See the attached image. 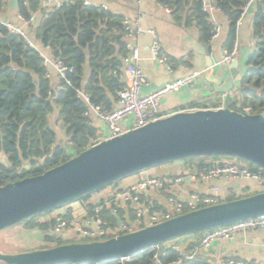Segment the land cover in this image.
<instances>
[{
  "label": "trees",
  "instance_id": "obj_1",
  "mask_svg": "<svg viewBox=\"0 0 264 264\" xmlns=\"http://www.w3.org/2000/svg\"><path fill=\"white\" fill-rule=\"evenodd\" d=\"M44 1L17 0L18 15L27 20L32 14L39 12L36 39L49 48L52 60L59 61L66 67L65 76L69 84L59 79L60 84L53 87L40 52L28 43V38L0 22V157L2 155L5 159L4 162L0 159V185L41 174L67 161L87 148L92 139L99 137L90 118L84 115L87 104L77 95L76 89L87 94L89 102L93 105L111 110L116 100V91L122 87L120 83L115 86L109 74L118 68L120 56L125 53L124 43L121 41L123 17L105 8L86 5L84 0H62L58 7L44 6ZM157 1L171 10L177 22L185 18L183 22L186 25L194 24L202 40H210L213 23L210 15L202 9L203 0ZM211 1L227 18L226 37L222 47L231 49L236 40V20L249 0ZM1 5L2 0L0 7ZM184 9L187 12L186 17H183ZM252 37L255 41L254 48L247 56L246 69L237 79L232 92L228 94L225 105L230 110L264 115V0L255 1ZM115 45H118V56L109 58L114 54ZM169 60L173 61V64L187 63L182 58ZM44 100L47 101L45 107ZM221 105L222 101L218 97L190 102L187 107L217 108ZM53 106L58 110V120L61 121L68 137L65 141H57L56 132L50 125L49 115ZM43 156L44 160L38 162L37 159ZM209 158L232 157L210 155L184 161L190 164L197 162L196 165L200 169H207L211 164H204V160ZM250 165L252 169L257 168L253 164ZM258 192L260 191L227 196L223 201ZM91 195L78 200L86 201ZM98 202L103 203V199ZM95 204L96 202H87L85 209L90 212ZM130 212L132 215L131 210ZM104 214L108 220L116 221L109 209H104ZM41 216L43 214L21 223L27 229H39L43 232V240L52 244H45L41 248L71 242L69 239L52 235L54 219L51 217L39 221ZM121 233L124 232L119 234ZM191 234L196 239L191 243L194 244L200 240L202 232ZM180 257V251L167 248L163 253L159 252L155 259L154 252L148 248L131 255L130 259L123 263L119 259H111L81 264H174L172 262ZM177 264L211 263L195 256L192 259L182 257L181 263Z\"/></svg>",
  "mask_w": 264,
  "mask_h": 264
},
{
  "label": "water",
  "instance_id": "obj_2",
  "mask_svg": "<svg viewBox=\"0 0 264 264\" xmlns=\"http://www.w3.org/2000/svg\"><path fill=\"white\" fill-rule=\"evenodd\" d=\"M196 45L192 48L205 59L204 80L213 92L223 95L220 107L174 111L143 126L101 139L41 174L0 185V232L136 172L169 162L222 155L264 170V115L230 110L225 105L241 76L238 59L235 57L228 65L216 67L210 59L209 45ZM109 77L116 86L118 78L112 73ZM46 103L44 100V107ZM262 214L264 190L101 240L20 252L0 250V264H81L119 259L154 244Z\"/></svg>",
  "mask_w": 264,
  "mask_h": 264
},
{
  "label": "crops",
  "instance_id": "obj_3",
  "mask_svg": "<svg viewBox=\"0 0 264 264\" xmlns=\"http://www.w3.org/2000/svg\"><path fill=\"white\" fill-rule=\"evenodd\" d=\"M61 1L62 0H53L52 3ZM84 1L98 5L103 4L106 6V10L122 17H138L143 28L154 29L157 32L160 43V53L166 58V62L168 63L169 67L160 65L151 58V36L146 33L139 35L135 39L134 43L139 48L141 57L139 63L146 76V83H144V85L141 87V94L150 93L163 86L166 82L173 81L185 75H190L194 72H199L191 84L184 85L177 90L164 95L160 101V111L163 115L177 110L195 109L187 107L188 104L190 102L199 101L202 99L212 100L219 97L222 101L223 95L220 93H214L212 86L203 78V73L207 71L204 56L195 52V50L192 48L193 45L207 43L210 48V59L216 67L219 66L218 62L221 59L222 50L224 49L222 45L226 37V29L228 25L227 18L222 12L217 10L209 16L213 24L217 23L221 27V32L218 38L209 42L200 38L198 29L194 24L186 25L183 22L185 18H183L180 22H177L171 10L163 6L157 0ZM46 4L47 0L44 1V6H46ZM186 13L187 12L184 9L183 17H186ZM254 13L255 2L251 3L250 6H248L243 12L241 25L236 29L235 42L238 44V53L236 58L238 59L240 74H242L246 69L245 62L247 56L254 48L255 41L252 37V20ZM39 16L40 14L37 12L35 14L34 20L25 25L18 17L17 0H2V5L0 7V22H7L16 26H22L33 47H35L40 52V54H43L47 57H52L49 48L44 47L36 39V29ZM121 41L124 43L126 40L122 37ZM117 53L118 45H115L114 54L109 56V58L118 56ZM170 58H182L186 60L187 63L173 64V61L169 60ZM120 65L121 60L118 68L115 69L117 72L115 76L118 78V83L123 86L124 72L119 69ZM47 72L52 86H58L60 84V78L54 66L48 65ZM115 105L116 104L114 101V107ZM53 107L55 108V106ZM54 108L52 112H55L58 118V110H55ZM88 117L90 118L91 124L97 129L99 137H105L108 135V130L106 129V126L103 122H101L94 114H90ZM132 121L133 118L129 116L123 119L120 122V125L122 128L128 129L131 127ZM60 122L61 121L59 120V123ZM63 132V134L60 133V136H58L56 132L57 141H65L68 139L65 130ZM224 161H229V159L209 158L204 160V164L210 163L212 166ZM196 163L197 162H192V164H190L188 161L179 160L146 169L142 172L123 178V180L121 182H117L116 185L113 184L111 192L108 190L106 194L102 192L104 190L101 192H95V194L93 193L94 195L92 194V196H90V198H88L86 201H81L79 203L85 208V203L87 202L95 203L100 199L108 200L109 197L120 194L130 184L137 183L148 176H180L182 180L176 185L164 186L163 188L158 189L150 188L145 191L141 196V202L144 204L146 212L166 210L170 207L168 204V197L170 196L186 199L191 193H198L199 195L208 196L214 195V187L218 188V194L220 195L219 197L221 201H223L227 196H237L246 192L252 193L263 190L261 186L252 180L235 179L203 181L200 179H191L190 172L192 170H202L196 165ZM72 203V206L69 203L61 210L57 211L63 212L66 210H73L76 213H81L84 210L76 211V206L78 203ZM103 216L106 218L104 212ZM68 235L69 233L67 232L66 235L64 234L62 236V238L65 239ZM174 241L180 244L181 250L185 253L191 254L193 257H201L211 264H225V262L229 259H242L245 261H258L264 263V229L238 232L232 235L230 238L213 241L207 248L196 249L199 241L197 243L191 244L192 242L196 241L195 236L192 234L178 237L177 239H174Z\"/></svg>",
  "mask_w": 264,
  "mask_h": 264
},
{
  "label": "built area",
  "instance_id": "obj_4",
  "mask_svg": "<svg viewBox=\"0 0 264 264\" xmlns=\"http://www.w3.org/2000/svg\"><path fill=\"white\" fill-rule=\"evenodd\" d=\"M53 0H47L46 6L58 7L61 2H54ZM139 1V0H137ZM257 0H249L243 8V12L251 3ZM84 4L94 7L106 8L105 5L93 4L88 1H84ZM202 9L209 15H212L218 9L211 0L202 1ZM242 12V14H243ZM35 14H32L29 19H24L18 15L23 24H29L35 18ZM236 20V29L241 25V18ZM10 30L15 31L27 38L25 30L22 26H16L11 23L1 22ZM122 33L124 42L125 53L121 55L120 70L124 72L123 86L116 91L115 107L111 110H104L98 106L89 102L88 95L79 89H76L77 95L80 96L87 104V109L84 112L85 116L94 114L101 122L104 123L108 130V135L105 137H98L92 139L88 145L91 146L101 139L113 137L121 134L125 130L130 128H136L145 125L146 123L163 117L164 115L160 111V101L166 93L177 90L178 88L191 84L199 72H194L190 75H185L181 78L175 79L170 82H166L160 88L146 94H141V87L146 83L145 73L140 65V51L138 46L134 43L135 39L143 34H149L151 36L150 52L151 58L158 64L169 67L166 62V58L160 53V43L158 34L154 29L143 28L140 19L138 17L122 18ZM221 32V27L217 24H213L211 31V38L209 42L218 38ZM28 40V43H32ZM33 46V45H32ZM238 53V44L234 42L231 49L224 48L222 50L221 59L219 65H228ZM43 61L46 66L53 65L59 78L66 81L65 71L66 67L62 66L59 61L52 60L43 54ZM117 72L114 70L113 75ZM131 116L133 118L131 127L124 129L121 127L120 122ZM232 160L224 161L210 166L207 169L192 170L190 172L191 179H200L203 181L208 180H235L244 179L252 180L261 186L264 190V170L261 168L252 169L248 165H243L237 162L235 158H229ZM234 159V160H233ZM182 178L180 176H148L145 179L138 181L137 183L130 184L120 194L109 197L108 200H103V203L96 202L95 206L89 212L85 208L80 213H76L73 210H66L63 212L56 211L53 215L54 226L52 229V235L62 237L67 232L75 235L76 238L101 240L105 239V236L118 235L120 232H130L141 228L143 226L152 225L164 220H167L175 215L191 211L203 206L215 204L221 202L220 195L218 194V188L214 187V195H199L198 193H191L186 199L176 198L174 196L168 197L169 208L166 210H158L152 212H146L144 204L141 202L142 194L150 188H163L164 186H171L180 183ZM104 209H109L113 214L118 215V220L112 222L103 216ZM130 209L132 215H130ZM264 229V214L255 217L238 220L228 224L212 227L202 231L201 238L199 240L198 248H207L213 241L218 239L230 238L232 235L246 231V230H262ZM70 235V234H69ZM68 235V236H69ZM67 238L65 239H68ZM170 248L180 251L183 259L194 258L191 254L182 253L180 244L176 243L174 239L167 242L151 245L149 249L154 252V258L157 259L159 252H164L165 249ZM148 249V248H147ZM131 256L119 258L121 263L128 261ZM182 257L172 263H181ZM225 264H264L258 261H245L242 259H229Z\"/></svg>",
  "mask_w": 264,
  "mask_h": 264
},
{
  "label": "rangeland",
  "instance_id": "obj_5",
  "mask_svg": "<svg viewBox=\"0 0 264 264\" xmlns=\"http://www.w3.org/2000/svg\"><path fill=\"white\" fill-rule=\"evenodd\" d=\"M214 93H212V94H214ZM54 109L56 110V107ZM49 122H50V125L52 127H54V130H56L58 136H60V133H62V134L64 133L63 132L64 131V127L61 125V122L59 123V120H58L55 112L50 113ZM0 159L3 162L5 161V159H4V157L2 155H1ZM229 160H232V159H229ZM237 162H239V163H241L243 165H248V166L250 165V163H248L247 161L240 160V159H237ZM142 171H144V170H142ZM142 171H139V172H142ZM139 172H136V173H139ZM122 180L123 179L119 180L118 182H121ZM108 186L109 187H107V188L104 187L106 190L105 189H101V190L96 191V192H101L102 190H104L102 192H104L105 194L108 191L111 192L113 184L111 186L110 185H108ZM94 194H95V192H94ZM73 202L78 203V205L76 206V209H77L76 211H80V210L84 209L83 205L79 203L81 201L75 200ZM71 204H73V203L71 202L70 205ZM64 206H61V207H59V208H57L55 210H52V211H50L48 213L43 214V216L39 217V221H43V220H47V219L51 218L54 215L55 211L61 210ZM68 233L70 234L68 236V239L71 242L80 241V240H77L79 238H76L75 235L71 234L70 232H68ZM45 244L46 245H52L50 242H45L43 240V232H41L37 228L27 229L21 223L13 225V226H11V227H9L7 229H4V230H2L0 232V250L4 251V252L27 251V250H31V249L41 248Z\"/></svg>",
  "mask_w": 264,
  "mask_h": 264
}]
</instances>
